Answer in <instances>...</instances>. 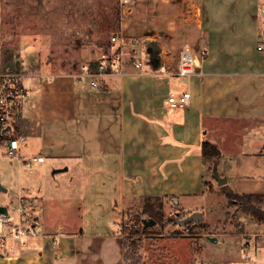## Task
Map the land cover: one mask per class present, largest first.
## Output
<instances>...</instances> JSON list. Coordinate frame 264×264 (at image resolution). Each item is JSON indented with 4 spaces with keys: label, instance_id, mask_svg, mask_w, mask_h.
Wrapping results in <instances>:
<instances>
[{
    "label": "crops",
    "instance_id": "crops-1",
    "mask_svg": "<svg viewBox=\"0 0 264 264\" xmlns=\"http://www.w3.org/2000/svg\"><path fill=\"white\" fill-rule=\"evenodd\" d=\"M139 1L149 10L133 24L121 22L119 32L142 43L156 39L167 51L159 69L147 64L143 43L135 58L141 65L125 59L123 73L101 76L99 87L80 74L94 59L83 46L73 50L78 65L46 64L41 77L25 71L29 95L16 132L23 157L44 158L31 168L8 158L0 185L6 200L30 199L38 236L8 242L0 264H128L122 228L132 202L158 208L168 200L184 216L203 214L181 200L211 192L204 139L220 149L215 167L232 190L264 194V51L257 50L264 0ZM185 5L187 13L199 10L193 28L179 17ZM184 44L207 50L187 77L176 73ZM183 91L188 106L165 103ZM28 141L38 152H29Z\"/></svg>",
    "mask_w": 264,
    "mask_h": 264
},
{
    "label": "rangeland",
    "instance_id": "rangeland-1",
    "mask_svg": "<svg viewBox=\"0 0 264 264\" xmlns=\"http://www.w3.org/2000/svg\"><path fill=\"white\" fill-rule=\"evenodd\" d=\"M149 6L148 2L139 0H134L126 8L121 0H2L5 58L12 67L19 64L22 71L41 77L48 73L42 69L46 64H51L52 69L58 65V61L62 65H78L73 50L80 46L87 47L92 53L94 59L90 62H95L101 53L113 57L117 49L110 37L118 34L121 22L133 24L138 21L140 12H147ZM186 8L187 5L179 17L182 16L185 23L193 28L192 21L197 19L199 10L195 7L193 12L187 13ZM187 10L190 11V8ZM135 38L124 39L123 50L128 52L124 58L127 60L137 58L143 45L141 40L137 39V42ZM23 145H27L29 152H38L36 145L30 141ZM11 163L7 157H0L2 181L4 175L9 173ZM205 176L212 184L211 192L190 195L181 200L187 205L203 208L202 224L205 226L197 225L198 222L189 226L177 224L173 219L176 212L179 217L184 214L177 211L175 205H170L168 200L161 202L158 208L154 207L162 213L161 221L154 223L144 233L128 229L123 232L128 264H232V259H245L243 243L253 234L264 233V223L255 221L248 214L238 211L235 205L228 204L211 170H207ZM5 197V193L0 191L3 204L17 202L14 198L6 200ZM145 202H132L124 216L126 225L123 228L134 227L131 220L137 223V218L147 219L141 212ZM240 231L241 235L235 234ZM209 237H215V240ZM256 245V254L253 253L254 247L248 249L250 259H263L264 247L257 241Z\"/></svg>",
    "mask_w": 264,
    "mask_h": 264
},
{
    "label": "built area",
    "instance_id": "built-area-1",
    "mask_svg": "<svg viewBox=\"0 0 264 264\" xmlns=\"http://www.w3.org/2000/svg\"><path fill=\"white\" fill-rule=\"evenodd\" d=\"M133 1L121 0L124 8L129 7ZM110 39L113 44H116L117 49L113 57L108 56L106 53H101L95 61L94 69L91 66V62H86L80 67V74L90 76V85L93 87H99L101 85L100 77L107 73H123L124 57L128 53L123 50V45H125L124 37L118 32L117 35H112ZM257 49L264 51V43L259 44ZM129 53L132 54V52ZM206 53L207 50L204 48L195 49L191 45H182L176 56V73L180 76H191L195 73L198 61L204 58ZM166 54L167 51H163L161 48L160 55L163 62L166 60ZM131 61L135 67H139L142 63L135 58ZM26 77H28V73L18 70L17 67H12L5 58L2 0H0V155L18 160L31 168L33 163L42 161L44 157L40 154L27 158L23 157L20 142L24 137L16 132V122L29 95ZM189 99L190 93L188 91L178 94L169 93L165 103L171 107L185 108L189 104ZM4 206L6 213H0V256H5L8 250H12V247L8 246V242L22 241L38 236L36 217L31 213L30 199L27 196L20 195L16 203ZM131 223L136 225L132 220ZM124 224L126 225L125 222H123ZM251 237L242 245L245 259L240 262H232V264H264V260L250 259L248 252L249 248L256 246V241L260 246L264 247V233L253 234ZM254 237H258V239Z\"/></svg>",
    "mask_w": 264,
    "mask_h": 264
},
{
    "label": "trees",
    "instance_id": "trees-1",
    "mask_svg": "<svg viewBox=\"0 0 264 264\" xmlns=\"http://www.w3.org/2000/svg\"><path fill=\"white\" fill-rule=\"evenodd\" d=\"M95 65L96 62H91V66L93 67V69L95 68ZM16 67L18 70H21L19 64ZM201 156L204 164V171L206 172L207 170H211L212 172V169L215 167V163L221 156V151L216 144L204 139L201 142ZM212 177H214L213 174ZM204 188L206 190L212 189V184L207 178L204 179ZM219 189L220 192L226 197L228 204L235 205L238 211L244 214H248L255 221L259 223H264V194L238 193L232 190V188L227 183L220 185ZM141 212L142 214H145L147 218H152L153 220H155V223L162 220V213L156 208H154L152 203H150L149 201L144 203ZM182 214L184 213L182 212ZM136 220L137 223L134 227L127 226L126 228H122L123 232L128 229L132 232L144 233L150 227L148 226L143 228L141 218H137ZM189 224L190 223L186 224V226H189ZM197 225L203 227L205 226L202 224V221L198 222Z\"/></svg>",
    "mask_w": 264,
    "mask_h": 264
},
{
    "label": "water",
    "instance_id": "water-1",
    "mask_svg": "<svg viewBox=\"0 0 264 264\" xmlns=\"http://www.w3.org/2000/svg\"><path fill=\"white\" fill-rule=\"evenodd\" d=\"M144 46H145V52L147 54V64L152 68V69H159L162 63V58L160 55V50L161 47L158 43V41L154 38H145L144 41ZM212 174L214 178L216 179L217 183L219 185H222L226 182V178L222 177L218 174L216 167L212 169ZM5 188L0 185V191H4ZM0 213H6V208L4 205L0 204ZM177 214L173 217V219L177 222L179 225H186L188 223H197L202 221L203 219V214L200 211L194 210L189 212L187 215L179 217L178 212ZM141 222L143 224V228L151 226L155 223V220L152 218H141ZM211 240H215V237H209Z\"/></svg>",
    "mask_w": 264,
    "mask_h": 264
}]
</instances>
